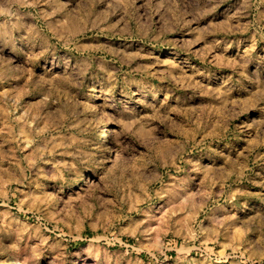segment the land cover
I'll list each match as a JSON object with an SVG mask.
<instances>
[{
  "label": "rangeland",
  "instance_id": "obj_1",
  "mask_svg": "<svg viewBox=\"0 0 264 264\" xmlns=\"http://www.w3.org/2000/svg\"><path fill=\"white\" fill-rule=\"evenodd\" d=\"M0 10V264H264V0Z\"/></svg>",
  "mask_w": 264,
  "mask_h": 264
},
{
  "label": "bare ground",
  "instance_id": "obj_2",
  "mask_svg": "<svg viewBox=\"0 0 264 264\" xmlns=\"http://www.w3.org/2000/svg\"><path fill=\"white\" fill-rule=\"evenodd\" d=\"M102 143L106 144V136H104V135H103V138H102Z\"/></svg>",
  "mask_w": 264,
  "mask_h": 264
},
{
  "label": "clouds",
  "instance_id": "obj_3",
  "mask_svg": "<svg viewBox=\"0 0 264 264\" xmlns=\"http://www.w3.org/2000/svg\"><path fill=\"white\" fill-rule=\"evenodd\" d=\"M0 14H3V11L2 10H0Z\"/></svg>",
  "mask_w": 264,
  "mask_h": 264
}]
</instances>
